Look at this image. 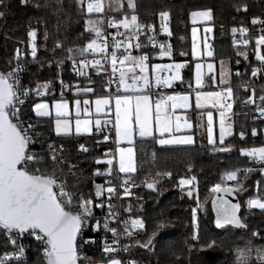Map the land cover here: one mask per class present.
I'll use <instances>...</instances> for the list:
<instances>
[{
    "label": "trees",
    "instance_id": "1",
    "mask_svg": "<svg viewBox=\"0 0 264 264\" xmlns=\"http://www.w3.org/2000/svg\"><path fill=\"white\" fill-rule=\"evenodd\" d=\"M86 3L84 0V5ZM245 4L247 10L243 8ZM203 9H211L213 12V59H226L231 65L229 87L233 89V107L229 119L234 131L223 144L216 142L213 146L206 139V122L198 125L195 120L196 142L193 145L166 147L159 145L152 137L136 140L134 146L138 170L131 174L133 188L131 195L122 201V209L126 216L141 218L145 223L144 229H136L130 236L133 241L140 242L138 250L133 254V260L137 264H236L237 248H252V259H255V249L264 246V210L250 209L246 205L250 196L264 195V172L259 171L261 165L258 162L241 153L244 148L264 146V118L255 110L258 103L245 107L239 105L241 100L252 95V89H255L256 98L264 95V81L263 78L257 80L249 72V68L257 62L253 51L255 40L252 39L247 46L235 45L231 31L241 25L255 31L256 24H252V20L264 17V0H136L135 14L138 15L139 23L145 24L162 22L159 16L161 11L171 14L174 36L170 58L188 62L182 81L174 88L180 90L192 82L193 76L190 15L193 11ZM0 12L4 13L0 16V71H7L13 66L16 50L27 47L28 32L35 29L37 55L35 58L27 56L24 59L28 68L25 73L26 83L34 88L38 84L50 82L43 97L49 99L60 98V90H64L69 97L70 91L77 85H95L93 96L104 93L102 70L91 69L86 76H81L70 70L72 61L67 59L70 55L67 49H79L96 39L95 33L88 29L87 22L89 19H101L100 13L89 14L86 5L81 8L79 0H3ZM125 13L131 14L132 11L125 8L114 16L120 19ZM102 26L103 22L101 28ZM61 44L63 47L58 46ZM242 51L247 52V57L239 54ZM148 52L154 58L159 49L151 47ZM81 58L79 55L75 57L77 61ZM61 59L64 63L58 65L56 61ZM36 100L31 99L22 108L23 118L35 124V132L39 133L34 136L33 148L41 152L49 144L57 147L62 145V159L65 163L56 169L57 177L61 180L66 178L69 191L77 194L82 192L85 198L91 196L96 205L95 185L106 186L107 177L97 176L96 169L99 168L101 172L106 170L107 164L100 160L106 158L105 154L110 150L111 143L105 141L103 133L98 130L82 135H56L52 118L36 117L33 110ZM253 128L257 129L256 135H252ZM241 131L246 133L244 137L239 135ZM80 145H84L87 151L81 150ZM213 147L218 150L213 151ZM68 165H76V168L70 173ZM189 166L191 173L188 171ZM236 168L255 169L247 179L238 176L243 180L244 190L235 193L242 200L239 216L247 228H237L234 225L218 228L210 208L215 196L211 189L221 181L225 171ZM52 170L49 164L48 171ZM167 172H171L172 176L163 175ZM189 174L197 176V184L191 196L187 192L193 186L186 185L183 189L178 186L180 177H187ZM146 179L149 182L155 179L157 187L149 189ZM258 181L262 183L257 188ZM225 183L230 184L229 181ZM197 198L204 207L198 210L194 223L192 209L197 207ZM93 209L96 212L95 219L90 220L82 234L84 240L94 242L83 244L79 238L78 243L81 245L80 251L87 254V262L101 264L109 259V254L103 251L102 228H95L96 220L102 219L98 216L97 207L94 206ZM253 232H259L260 235H253ZM149 238L152 241L149 247H142ZM213 241L215 245L209 247ZM6 243L5 233L0 231L1 254L12 249L11 245L4 248ZM26 245L27 257L22 260L23 264H41L42 246L39 242L29 239ZM87 262L80 260V264ZM14 264L21 262L15 261Z\"/></svg>",
    "mask_w": 264,
    "mask_h": 264
},
{
    "label": "snow or ice",
    "instance_id": "2",
    "mask_svg": "<svg viewBox=\"0 0 264 264\" xmlns=\"http://www.w3.org/2000/svg\"><path fill=\"white\" fill-rule=\"evenodd\" d=\"M121 7L123 5L120 0H117ZM3 0H0V4ZM81 8H83L84 0H79ZM127 7L132 10L129 16L124 14L123 18L114 21L113 26L123 27L126 33H117L120 36H126L124 40L125 53L130 48L139 49L140 43L138 40L140 31L145 27L139 23V18L136 13L135 0H127ZM247 10V5H243ZM86 10L89 14L100 13L103 11L101 0H90L86 4ZM4 13L0 12V16ZM169 12L161 11L159 16L162 21L169 18ZM193 22L197 18H202L205 21L212 19L211 9L204 11H193L191 13ZM252 24L264 25V19L253 18ZM90 31L94 32L96 39L90 40L85 47L79 49H67L70 54L67 59L72 61L73 71H76L81 76L87 74L83 71V67H87L88 61L80 59L77 61V55L84 56L85 53L91 51L93 54H100L105 65H111V75H116V83L124 90L123 94L119 92L113 98L111 95L98 97L95 100V111L100 113L104 107L111 106L114 99L115 119L109 121L113 123L115 133V141L119 145L121 142L127 141L128 144L134 142V136L139 137H152L157 140L159 145H193L195 138L192 135H176L181 127L191 129L193 126L187 120L184 124L179 123V117L173 121L170 115L177 108H187L190 106V93L174 94L170 96H160L153 105L152 97L143 93L152 90L153 83L157 88L160 86L170 87L173 81L181 79L180 70L184 64L175 63L167 65H152L147 62L149 56L147 54L141 56H132L130 54L118 55L116 50L120 49L121 42L115 37L112 38V43L109 45L107 39L102 38V30L98 23L93 20L88 21ZM165 32H169L167 25L163 26ZM211 31V29H208ZM234 34L239 32L245 38L235 41V43L247 46L250 39L246 36L249 29L246 27L232 28ZM195 33V29H193ZM169 34H171L169 32ZM31 37V56L33 58L37 55V45L35 43L37 32L35 29L28 32ZM135 43H132L133 40ZM151 39V38H150ZM101 40V43L97 41ZM63 47V45H58ZM264 46V28L261 29V34L255 39V47L253 49L257 60L261 63L262 67L252 69V75L256 76L264 72V52L261 50ZM109 48L113 49L109 54ZM161 57L171 56L170 45H159ZM241 56L247 57V52L242 51L239 53ZM20 50H16V67L9 68L7 71H0V231L5 233V240L7 243L4 248L12 246V251H4L0 255V264H14L15 261H20L23 264L22 258L26 255L25 246L22 242L18 243L15 237H22L28 234L35 238L36 241L42 246V261L41 264H78L80 254V243L78 237L83 244L92 243L94 241L83 239V229L88 226L89 220L95 219L93 215V207L103 208L104 204L94 205V200L91 196L85 198L81 192L79 194L68 190L67 179H59L56 175V169L59 165L65 163L63 157V146L57 147L54 144H49L47 149L36 151L33 148L34 136L39 135L35 132L36 125L30 121L21 119V108L25 101L32 95L33 90L24 87L19 79V72L22 71L20 63ZM193 55H197L195 46L193 47ZM212 56L211 51L208 52ZM58 65H62L64 60H57ZM11 64V61H9ZM93 66L97 70H101L102 64L100 59L92 61ZM117 64L120 65L117 68ZM83 66V67H78ZM127 66V67H125ZM209 69L212 65H208ZM201 65H196V84L202 86V73L200 72ZM137 69L139 70L137 72ZM164 70H169L173 74L168 77H163L161 73ZM237 75L239 73L237 72ZM90 79V78H89ZM63 88V81H60ZM111 83V81H109ZM50 87V82L38 84L35 89V96L42 97ZM70 87V86H69ZM80 89L77 88V92ZM85 92H93L92 88L84 89ZM264 91V90H262ZM255 89H252V95L248 97L247 103H255ZM233 98V89L225 87L222 91L215 92H196L195 104L198 108L211 103L213 107L219 105L221 108L231 110L232 103L222 102L228 101ZM261 105L255 110L264 117V95L259 97ZM81 101H75L76 116L81 115ZM84 105H89L88 100L83 101ZM36 117H54L55 132L59 135H69L72 133V122L68 117L70 116L69 102L63 98L55 100L52 106L49 105L47 100L42 99L33 105ZM85 114H89V109L85 107ZM213 116L211 112L207 115V138L209 144L215 146L216 138L213 136L212 130ZM101 121L99 119L93 121L91 119L75 120V133H90L95 126L98 130ZM252 135L257 134V129L253 128ZM157 134L159 139H157ZM232 134L231 124L225 128L224 113L221 112L220 121V134L219 142L223 144L226 136ZM241 137L246 135L245 132L239 133ZM104 140H108V136H104ZM81 150L87 151L84 145H80ZM213 147V151H217ZM225 151L227 149H219ZM43 153V154H42ZM241 153L251 158L254 162H258L261 167L260 172H264V146L244 148ZM107 159L104 163L107 168L101 172L99 168L96 169L97 176L111 175L114 171L123 173L125 180L121 187H123L125 196H130L129 185L131 184V174L137 172V162L135 159V152L132 147H118L115 151L109 150L106 154ZM50 157V159H49ZM153 159L155 154L153 153ZM100 163V161H97ZM49 164L52 171H48ZM76 168V165H68V170L71 173ZM255 169L253 168H236L228 170L223 173L221 181L213 185L211 191L213 193H237L244 190L243 180L238 176H243L247 179L248 175ZM63 172V169L60 168ZM191 173V166L188 169ZM157 175H161L157 173ZM165 176H172L171 172L163 173ZM225 181H235L234 184H227ZM111 181L108 184L111 185ZM146 186L149 189L157 187V181L153 179L149 182L145 180ZM262 182L258 181L259 187ZM197 184V176L189 174L187 177H180L178 186L182 189L186 185L193 186L188 190L187 194L191 196ZM107 192L108 197L111 198L112 194L116 192V188L109 186L105 188L103 184L95 185V197L104 196ZM248 207L258 208L264 210V195L250 196L247 200ZM213 209L215 210V224L218 228H224L226 225H234L237 228H247L238 215L240 210V203H233L225 196H216L212 201ZM113 205L109 204V212L103 218V229L112 233L111 244L105 241L103 251L109 254L106 264H137L134 260L123 261L119 258L118 248L120 247V236H131L132 230L144 229L145 223L141 218H129L122 221L123 231L120 232L116 227H111L109 221L116 218V213L112 211ZM204 205L199 203L197 198V207L192 209L193 222L195 223L197 212L203 208ZM128 211H131L129 205ZM95 228H101V221L96 220ZM155 235V233H153ZM253 235H260L259 232H253ZM151 238L142 245L148 248L151 244ZM140 242L137 241V244ZM215 241L209 247H213ZM123 250L127 251L128 246L124 245ZM252 248H237L236 264H264V246L255 249L256 258L252 259Z\"/></svg>",
    "mask_w": 264,
    "mask_h": 264
},
{
    "label": "built area",
    "instance_id": "3",
    "mask_svg": "<svg viewBox=\"0 0 264 264\" xmlns=\"http://www.w3.org/2000/svg\"><path fill=\"white\" fill-rule=\"evenodd\" d=\"M87 2H90V0H86ZM102 5H103V9H104V13H103V26H102V38L103 39H107L109 41V45H111L112 43V38L115 37L117 40H119L121 42V47L120 49L116 50L118 52V55H122V54H132V53H141L142 55L147 54L149 56V60H148V64L153 63L155 60L153 59V57L151 56L150 52H148V49L151 47L157 48L160 50L159 45L160 44H165V45H170L171 50L173 48V31L171 29V25H172V16L171 14L169 15V18L167 20H164L162 22L159 23H140L142 25H144L145 27L140 31L139 33V43H140V48L136 49V48H130L129 51L127 53H125V46H124V40L126 39V36H120L117 33H126V30L121 26L119 27V29H117V27L113 26V22L114 21H118L119 18L115 17L114 15L110 14L109 12H107V0H101ZM260 19H264V17H258ZM167 25L169 32L171 34H169V32H165L163 30V26ZM240 27H246V26H236L235 28L239 29ZM249 29V33L246 34V36L250 39V42L252 41V39H256V37L258 35L261 34V29L264 28V25L261 24H256V30L252 31L249 27H246ZM151 38V39H150ZM232 38H233V42L235 45H240L235 43V41L237 40H241L243 38H245L244 36H241L239 32L237 33H232ZM98 43H101V40L97 41ZM136 40L134 39L132 41V43H135ZM36 43V41H35ZM31 44H32V40L31 37H29L28 39V45L26 48L20 50V63L22 65V71L19 72V79L21 80V83L24 87H28L31 88L33 90L32 95L25 101V104L22 106V108L31 100V99H39V98H43L46 95V92L44 94V96L42 97H37L35 96V89L36 87H31L30 84L25 82V73L27 72V65L24 62V59L27 56H31ZM37 45V43H36ZM87 45V44H86ZM85 45V46H86ZM84 46V47H85ZM242 46V45H241ZM113 49L109 48V52L105 53L106 55L109 54ZM261 50L262 52H264V46H261ZM14 58V64L11 68H15L16 67V59ZM81 59H86L89 63L87 65V67H83V66H79L78 67H83V71L88 74L91 69L96 68L95 66H93L92 61L94 59H100L101 60V64H102V68L103 69V73H104V93L105 95H111L113 98L115 97V95L119 92L120 87L117 85L116 81V75H118V73L116 75H111V65H105L103 62V59L101 57L100 54H93L91 51L85 53L84 56H82ZM160 65H166L165 62L160 61ZM120 65L117 64V68H119ZM256 67H262L261 63L257 60L256 63H254L250 68H249V72L250 74L252 73V69L256 68ZM70 70L73 71V64L70 66ZM76 72V71H73ZM161 75L163 77H168L169 76V70H164ZM252 75V74H251ZM253 76V75H252ZM254 78H256L257 80L263 78L264 81V72H262L261 74H258L256 76H253ZM109 81H111V83H109ZM77 88L80 89L79 92H77ZM86 88H92L94 91L93 92H85L84 89ZM175 88V86L173 84H171L170 87H165V86H160L159 88H157L155 86V84L153 83L152 85V90L149 92L151 94V96L153 97V99L157 100L159 99L160 96H165L169 90H173ZM96 91V86L95 85H77L75 87L72 88V90L70 91V96H74V97H79V96H85V95H93L94 92ZM59 97H66L67 94L64 90H60L59 92ZM251 96V95H249ZM248 96V97H249ZM248 97L244 98L243 100H241L240 104L241 106L245 107L250 105H254L256 103H258V106L261 105V101L259 98L254 97L255 99V103H247L248 101ZM22 108H21V119L25 120V121H30L27 118H23L22 115ZM106 116L107 119L104 122L103 126L98 130L99 132L103 133L104 136H108V141L111 143V148L110 150L115 151L118 148V144L115 141V133H114V129H113V123L109 122V121H114L115 119V107H114V99H113V104L111 106L107 107V112H106ZM264 118V117H263ZM125 180V176L123 173H118L116 171H114L111 175H107L106 177V188L109 186L115 187L116 188V192L112 194V197L109 198L107 192H105L104 196L102 197H96V204H100L103 203L104 207L103 208H99L97 207L99 213L98 216L102 219L101 221V228L104 232L103 235V249L105 247V241L107 240V243L111 244L112 242V233L108 232L106 230L103 229L102 226V222H103V218L108 214L109 212V208L108 205L112 204L114 207L112 209V211H114L116 213V218L112 219L109 221L110 226L111 227H116L118 229V231L122 232L123 231V224L121 223L124 220L129 219V216H126L123 212L122 209V201L125 199V195L123 194L124 189L123 187H121V185L123 184V181ZM108 181H111V185L108 184ZM230 184L234 183L235 181H229ZM133 188V184L131 182V184L129 185V190L131 192ZM256 189V188H255ZM256 192H258V189H256ZM96 212L93 209V215H95ZM90 223V220L87 222V224ZM89 225V224H88ZM88 227V226H87ZM85 227L83 229V231L87 228ZM132 232H134V230H132ZM19 242H22L25 246V250H26V255L24 258H22V260L26 259L27 257V241L29 239H35L34 237L25 234L22 237H15ZM120 247L118 248L119 251V258L122 259L123 261H129V260H133V254L138 250L139 248V244H137V242L133 241L129 236H125V235H121L120 236ZM127 245L128 246V250L124 251L123 250V246ZM13 248L9 251H12ZM3 254V253H2ZM0 253V255H2ZM83 260L87 262V254L82 250L80 251L79 254V261ZM86 264H93L91 262H87Z\"/></svg>",
    "mask_w": 264,
    "mask_h": 264
},
{
    "label": "crops",
    "instance_id": "4",
    "mask_svg": "<svg viewBox=\"0 0 264 264\" xmlns=\"http://www.w3.org/2000/svg\"><path fill=\"white\" fill-rule=\"evenodd\" d=\"M120 3L123 5V7H121L120 4H118L117 0H107V12L114 15L116 13L121 12V10L128 8L127 7V0H120ZM135 3H136V0H135ZM128 10L132 11L129 8H128ZM206 10H208V9H206ZM198 11H204V9L198 10ZM103 13H104V9H103V12L100 13L101 14L100 18L102 19V22H103ZM131 14H128V15L130 16ZM122 18L123 17H121L120 19H122ZM190 20L192 23V28H191V33H190L191 42H192V57H193L192 82L190 84L186 85L184 89L169 90L167 93H165L166 94L165 96H170V95H174V94L190 93V97H191L190 106L187 108H177L173 112H171L170 115L172 116L173 121H175L176 118L179 117V123L181 125H183L185 120H187L189 123L192 124L193 127L191 129H185V128L181 127L180 131L175 133L176 135H192L196 141L195 120L197 121L198 125H201L203 121L206 122L207 127H208L207 115H208V112H211L212 116H213V121H212L213 136L216 138V142H219L221 112L224 113L225 128H227L228 125L231 124L232 134H233V131H234L233 125H232L231 120L229 119L230 111L227 109L221 108L219 105H217L216 107H213V105L211 103L204 105V107L198 108L195 104V97H196L197 91L215 92V91H222L225 87H229L231 84V78H232L231 65H230V62L226 59H220V60H214L213 59V57H214L213 40H214V31H215L214 26L211 24V21L213 20V12H212V19L210 21H205L202 18H197L195 23H194L191 15H190ZM193 29H195V33L193 32ZM208 29H211V31H208ZM194 46H195L197 55H193V47ZM156 50H157V48H156ZM209 51H211L213 53L212 56L208 55ZM159 52H160V50H159ZM159 52L156 56H154L153 59L155 61L153 63H150L149 64L150 66L160 64V61H162V60H163V62L166 63V65L167 64H175V63L184 64V67L180 70L181 79L172 82V84L174 86L177 85L179 82L182 81L183 71H184L185 66L188 64V62L187 61L171 60L170 56L161 57L159 55ZM130 55L138 57V56H141L142 54L139 52L138 53L135 52V53H132ZM197 64L201 65L200 72L202 73V86H197V84H196V71H197L196 65ZM209 64L212 65L211 69H209V67H208ZM125 67H127V66H125ZM94 69H97V68H94ZM138 71L139 70L137 69V72ZM102 72H103V70H102ZM171 74H173V73L171 71H169V75H171ZM119 93L120 94L124 93V90L122 87H120ZM143 94L151 96V94L149 92H145ZM102 96H106L105 93H103L101 96L85 95V96H79V98H76L74 96L54 98V99H61V98L66 99L67 98L68 100H70V102H69L70 116L68 117V119H70L72 122L73 131L69 135L76 134L75 133V120L77 118H79L81 120L91 119L93 121L99 119L101 121L100 128L103 126L104 122L107 119V116H106L107 107H104L100 113H97L95 111V107H96L95 106V100L98 97H102ZM54 99H51V101ZM78 99L82 102L81 103V115L79 117L76 116V109H75V101ZM84 100H88L90 102V104L84 105L83 104ZM152 102H153V105L156 102V100L153 99V97H152ZM222 102L231 103V100L222 101ZM53 104H54V102H51V106ZM85 107H87L89 109V114H85V112H84ZM204 113H205V115H204ZM52 122H53V128H54V132H55L54 117L52 118ZM97 130L98 129L95 126H93V130L90 133L97 131ZM55 134H56V132H55ZM82 134H89V133H81L79 135H82ZM230 136H226L225 140ZM143 138H146V137H143ZM137 139H141V137H139L138 134L134 136V142L131 145L128 144L127 141H124V142H121L118 145V147H125V148L132 147L134 149V152H135V146L134 145H135V142ZM157 139H159L158 134H157ZM206 139L208 140L207 128H206ZM163 146L167 147L170 145H163ZM178 146L181 147V146H186V145H178ZM106 159H107V157L105 159H101L100 161H102L104 163V161ZM101 264H106V262L101 263Z\"/></svg>",
    "mask_w": 264,
    "mask_h": 264
},
{
    "label": "rangeland",
    "instance_id": "5",
    "mask_svg": "<svg viewBox=\"0 0 264 264\" xmlns=\"http://www.w3.org/2000/svg\"><path fill=\"white\" fill-rule=\"evenodd\" d=\"M88 3V2H87ZM86 3V4H87ZM102 3V2H101ZM85 4V5H86ZM103 12V11H102ZM102 12H100V13H102ZM90 20V19H89ZM88 20V21H89ZM91 20H93V21H96L97 23H98V26L101 28V23H102V19H91ZM87 26H88V29H90V27H89V25H88V22H87ZM102 29V28H101ZM101 70H103V69H101ZM76 98H79V97H76ZM42 99H44V100H47V102L49 103V105L51 106V102H54L55 100H58V99H54V100H52L51 101V99H49V98H39V99H37L34 103H38V102H40ZM65 100H67L68 102H70V100H68L67 98L65 99ZM79 100V99H78ZM34 105V104H33ZM33 110H34V108H33ZM34 113H35V111H34ZM257 188H258V186H257ZM256 188V189H257ZM237 202H239L240 203V205H242V200L240 199V197L237 195V194H235V201H234V203H237ZM246 205H247V201H246ZM248 206V205H247ZM210 208H211V211H212V213H213V215L215 216L216 214H215V210L213 209V206H212V203H211V206H210ZM240 209H241V207H240ZM240 214V210H239V213H238V215ZM131 218H137V217H135V216H132ZM227 226V225H226ZM134 231H136V230H134Z\"/></svg>",
    "mask_w": 264,
    "mask_h": 264
},
{
    "label": "water",
    "instance_id": "6",
    "mask_svg": "<svg viewBox=\"0 0 264 264\" xmlns=\"http://www.w3.org/2000/svg\"><path fill=\"white\" fill-rule=\"evenodd\" d=\"M225 196L227 199L231 200L233 203L235 201V193H228V194H224V193H215V196L213 199H215L216 196ZM79 240V237H78ZM78 264H80V261H78Z\"/></svg>",
    "mask_w": 264,
    "mask_h": 264
}]
</instances>
